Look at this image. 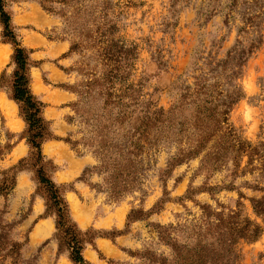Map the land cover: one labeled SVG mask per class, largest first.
<instances>
[{
	"label": "rangeland",
	"instance_id": "obj_1",
	"mask_svg": "<svg viewBox=\"0 0 264 264\" xmlns=\"http://www.w3.org/2000/svg\"><path fill=\"white\" fill-rule=\"evenodd\" d=\"M208 3L5 0L13 31L29 52L30 89L44 105L52 137L37 160L21 106L12 98L14 46L0 24V187L7 188L0 194V223L7 225L8 239L21 244L18 256L1 257L0 263L75 264L59 236L49 192L39 182L42 167L61 188L70 219L83 233V258L91 264H198L196 251L215 241L221 211L237 215L240 227L248 220L260 226L257 239L239 237L235 250L240 264H264V220L251 202L263 194L253 188L264 187L257 178L259 162L253 171L246 157L217 169H203L201 157L171 166L176 142L163 140L146 147L133 180L118 174L132 168L123 161L125 167L119 166L117 148L104 149L124 135L116 112L107 115L108 90L99 85L112 68L118 70L114 91L128 87L129 104L168 109L181 88L193 85L196 66L211 54L225 56L235 44L237 29H226L224 13L212 15ZM120 48L119 60L109 59ZM240 84L244 96L229 124L256 146L264 142V31ZM44 219L51 220L50 229L41 228Z\"/></svg>",
	"mask_w": 264,
	"mask_h": 264
},
{
	"label": "trees",
	"instance_id": "obj_2",
	"mask_svg": "<svg viewBox=\"0 0 264 264\" xmlns=\"http://www.w3.org/2000/svg\"><path fill=\"white\" fill-rule=\"evenodd\" d=\"M208 4V8H213L212 15L217 14L214 12L218 10L224 13L223 23L226 29H237L235 44L226 50L225 56L218 58L211 54L204 66H196L198 71L193 74V85L181 88L170 108L129 104L125 99L128 87L125 93L114 91V79L118 78L116 68H112L111 72L100 79L99 85L108 90L103 103L104 108L110 107L107 115L115 111V122H118L119 126L122 125L124 131L123 139L118 144L107 142L104 149L117 148V155L121 156L119 166L125 167L121 162L123 161L128 162V166L132 168L129 173L121 169L119 175L131 174L133 180H136L139 174L137 165L142 162L141 155L145 153L146 147L157 146L163 140H173L176 142V153L171 158V166L201 157L203 169H217L230 159L237 163L240 157H246L247 168L255 161L259 162L261 172L257 178L264 180V142L253 146L242 140L229 124V114L233 106L244 96L240 84L244 65L262 43L264 0H209ZM211 14L204 15L207 19ZM0 24L3 26L4 38L14 46L13 61L16 68L12 98L21 106L23 118L28 126V142L33 155L39 160L43 158L42 144L52 135L49 123L42 115L44 105L30 89L29 52L21 45L13 31L5 0H0ZM105 35L106 31H101V36ZM121 53L122 48L117 49V54L108 57L118 61ZM89 84L90 82L88 87ZM97 153L104 157V152ZM236 166L237 164L235 168ZM251 170H255L254 166ZM235 174L237 172L234 171ZM37 175L39 182L47 188L57 212V229L70 259L75 264H91L83 258V233L70 219L69 207L61 188L46 175L42 167L37 169ZM253 188L263 192L261 197L252 198L251 202L255 214L264 220V187L255 185ZM6 189L0 187V194L6 193ZM216 215V239L212 243H203L196 251L198 264H240L235 250L237 239L246 237L255 240L261 234V228L249 220L246 227H240L235 214H225L221 211ZM6 227L7 225L0 223V258L18 256L21 248L20 243L8 239L7 233H4ZM12 264L19 262L16 260Z\"/></svg>",
	"mask_w": 264,
	"mask_h": 264
},
{
	"label": "crops",
	"instance_id": "obj_3",
	"mask_svg": "<svg viewBox=\"0 0 264 264\" xmlns=\"http://www.w3.org/2000/svg\"><path fill=\"white\" fill-rule=\"evenodd\" d=\"M44 220H45V219H44ZM45 221H46V222H44V223L41 224V228H42V229H50V228H51V225H50V223H51L50 221H51V220H50V219H46ZM38 228H39V225H38L37 229H38Z\"/></svg>",
	"mask_w": 264,
	"mask_h": 264
},
{
	"label": "bare ground",
	"instance_id": "obj_4",
	"mask_svg": "<svg viewBox=\"0 0 264 264\" xmlns=\"http://www.w3.org/2000/svg\"><path fill=\"white\" fill-rule=\"evenodd\" d=\"M8 113H11V112H8ZM38 234H39V229H37V231L34 233V237H36Z\"/></svg>",
	"mask_w": 264,
	"mask_h": 264
}]
</instances>
